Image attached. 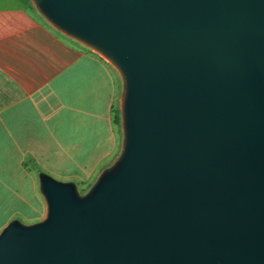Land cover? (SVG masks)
<instances>
[{
	"label": "water",
	"instance_id": "obj_1",
	"mask_svg": "<svg viewBox=\"0 0 264 264\" xmlns=\"http://www.w3.org/2000/svg\"><path fill=\"white\" fill-rule=\"evenodd\" d=\"M28 1L117 73L121 140L85 192L37 175L0 264H264V0Z\"/></svg>",
	"mask_w": 264,
	"mask_h": 264
},
{
	"label": "crops",
	"instance_id": "obj_2",
	"mask_svg": "<svg viewBox=\"0 0 264 264\" xmlns=\"http://www.w3.org/2000/svg\"><path fill=\"white\" fill-rule=\"evenodd\" d=\"M27 1L0 0V230L40 215L39 170L87 186L120 146L117 73Z\"/></svg>",
	"mask_w": 264,
	"mask_h": 264
},
{
	"label": "rangeland",
	"instance_id": "obj_3",
	"mask_svg": "<svg viewBox=\"0 0 264 264\" xmlns=\"http://www.w3.org/2000/svg\"><path fill=\"white\" fill-rule=\"evenodd\" d=\"M27 4L29 5V7H30V2L29 1H27ZM27 4H23V5H25L26 7H27ZM33 8V7H32ZM33 11L36 13V11L33 9ZM37 14V13H36ZM38 15V14H37ZM39 16V15H38ZM40 17V16H39ZM41 18V17H40ZM46 24V23H45ZM53 30V29H52ZM56 32V31H55ZM57 34H59L58 32H56ZM60 36H62L61 34H59ZM63 38H65L64 36H62ZM69 40V39H68ZM73 42V41H72ZM118 107V97H117V99H116V101H115V103H114V109H113V116L115 115V112H116V108ZM119 131H120V127H119ZM118 137H119V144H120V140H121V138H120V135L118 134ZM50 175V174H49ZM53 177V176H52ZM53 178H55V177H53ZM35 179L37 180V176H35ZM55 179H57V178H55ZM57 180H59V179H57ZM59 181H62V180H59ZM77 187H78V190L82 193L86 188H87V186L85 187V186H83L82 188H81V186L80 185H77ZM37 192H38V190H37ZM38 194H39V192H38ZM39 196H40V194H39ZM40 198H41V196H40ZM41 204H42V208H41V211H40V215L36 218V219H34V220H27L28 222H24L23 221V219L21 218V216H19V215H17V216H15V218H13V219H17V220H19V221H21L22 223H26V224H28L29 222L30 223H33V222H36V221H39V220H41L44 216H45V205H44V203H43V200H42V198H41ZM2 205V204H1ZM3 209H6V208H4V206H3ZM12 209H14V210H16V209H23L22 208V204H20L19 202H16V204H15V206L14 207H12V208H9L8 210H12ZM12 220V219H11Z\"/></svg>",
	"mask_w": 264,
	"mask_h": 264
},
{
	"label": "trees",
	"instance_id": "obj_4",
	"mask_svg": "<svg viewBox=\"0 0 264 264\" xmlns=\"http://www.w3.org/2000/svg\"><path fill=\"white\" fill-rule=\"evenodd\" d=\"M114 122H115V124L116 125H119V119H118V107L116 108V112H115V115H114ZM39 172H42L41 170H39ZM90 186V184L89 185H87V188ZM83 186H81V188H82ZM86 187V186H85ZM87 188L83 191V192H85L86 190H87Z\"/></svg>",
	"mask_w": 264,
	"mask_h": 264
}]
</instances>
